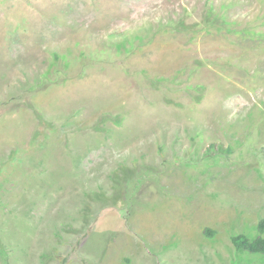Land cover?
I'll use <instances>...</instances> for the list:
<instances>
[{
    "label": "rangeland",
    "instance_id": "rangeland-1",
    "mask_svg": "<svg viewBox=\"0 0 264 264\" xmlns=\"http://www.w3.org/2000/svg\"><path fill=\"white\" fill-rule=\"evenodd\" d=\"M260 218L264 0H0V264H264Z\"/></svg>",
    "mask_w": 264,
    "mask_h": 264
},
{
    "label": "trees",
    "instance_id": "trees-1",
    "mask_svg": "<svg viewBox=\"0 0 264 264\" xmlns=\"http://www.w3.org/2000/svg\"><path fill=\"white\" fill-rule=\"evenodd\" d=\"M227 150L229 149L227 148ZM256 228L258 234L252 239L243 233L233 235L231 237V242L234 248L249 253L264 254V218L258 220ZM204 233L207 235H213L214 230L205 228Z\"/></svg>",
    "mask_w": 264,
    "mask_h": 264
}]
</instances>
